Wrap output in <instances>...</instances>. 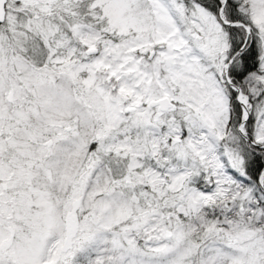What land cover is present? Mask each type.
Instances as JSON below:
<instances>
[{"label": "snow or ice", "instance_id": "1", "mask_svg": "<svg viewBox=\"0 0 264 264\" xmlns=\"http://www.w3.org/2000/svg\"><path fill=\"white\" fill-rule=\"evenodd\" d=\"M0 264H264V0H0Z\"/></svg>", "mask_w": 264, "mask_h": 264}]
</instances>
